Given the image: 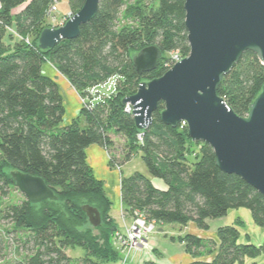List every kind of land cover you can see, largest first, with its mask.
I'll return each mask as SVG.
<instances>
[{
	"label": "trees",
	"instance_id": "obj_1",
	"mask_svg": "<svg viewBox=\"0 0 264 264\" xmlns=\"http://www.w3.org/2000/svg\"><path fill=\"white\" fill-rule=\"evenodd\" d=\"M0 1V197L16 187L12 170L42 177L58 196L57 200L36 204L26 198L2 209V220L26 232L25 244L32 243L35 248L28 258L11 264H70L67 249L77 246L85 250L81 264L119 263L121 255L113 238L120 228L112 216L113 202L104 181L88 163L86 152L92 144L110 152L111 134L126 139L124 160L140 150L148 172L166 183L160 188L141 172L122 176L125 212L141 213L161 224L195 222L208 228L210 219L245 207L264 227V196L240 176L221 170L213 148L193 141L187 126L165 124L161 118L163 102L143 130L123 103L143 80L158 78L169 70L173 51L180 50L184 57L190 53L185 0H135L128 5L127 0H101L96 15L81 26L77 38L64 39L48 50L39 48L38 39L53 25L46 17L51 0ZM85 1L69 0L71 12H78ZM124 9L125 23L121 24ZM150 45H157L163 57L154 70L141 75L132 52ZM47 62L79 93L113 76L118 77L117 90L91 108L81 107L78 115L65 123L59 86L43 71ZM263 86L264 65L254 52L247 51L224 77L218 93L238 115L247 116ZM112 163H117L113 157ZM85 204L100 210L99 227L87 226L91 223L82 208ZM237 223H243L240 217ZM217 237L218 243L191 233L178 238L195 257L217 245L214 259L197 258L190 264H237L246 256L264 254V242L259 246L240 243L236 225L219 227ZM143 264L160 263L147 260Z\"/></svg>",
	"mask_w": 264,
	"mask_h": 264
},
{
	"label": "water",
	"instance_id": "obj_2",
	"mask_svg": "<svg viewBox=\"0 0 264 264\" xmlns=\"http://www.w3.org/2000/svg\"><path fill=\"white\" fill-rule=\"evenodd\" d=\"M100 1L86 0L64 25L45 28L39 48L52 49L64 39L77 38ZM185 10L190 53L162 76L142 81L123 103L132 105L136 126L143 130L163 102L165 124L176 128L186 121L189 137L213 148L221 170L240 176L264 196V86L247 116L238 115L218 93L245 52H254L264 65V0H185ZM162 57V50L150 45L133 57V63L142 75L154 70ZM11 176L34 204L58 199L42 177L21 170H12ZM82 208L93 227L102 224L97 207Z\"/></svg>",
	"mask_w": 264,
	"mask_h": 264
},
{
	"label": "rangeland",
	"instance_id": "obj_3",
	"mask_svg": "<svg viewBox=\"0 0 264 264\" xmlns=\"http://www.w3.org/2000/svg\"><path fill=\"white\" fill-rule=\"evenodd\" d=\"M69 0H59L57 7L58 11L56 12V15L58 17V21L55 23H52L50 21V18L47 19L49 23L53 24L52 27H59L62 26L66 23V21L69 18H66V21L64 24H60L62 22V19L64 18L63 16L67 15L71 10L69 11ZM137 2V0H136ZM135 3V0H127V5ZM23 6L18 7L14 13H19L22 9ZM69 11V12H68ZM125 9L123 10L121 14V24L125 23ZM74 15V14H73ZM140 50L133 51L132 55L133 57L139 52ZM143 81H149V80H143ZM79 100L81 103V107H83V104L81 102V98L79 96ZM66 102H68V99L66 98ZM64 103L65 105V123L69 120H73L74 118L71 116V111L67 106V103ZM81 109V108H80ZM78 115V113H77ZM72 118H71V117ZM71 118V119H70ZM70 121V122H71ZM85 123L83 122L82 125ZM111 137L113 139V145L110 147V164H111V158L113 157L118 164H114L113 166L112 163V168L116 169L117 171L120 170V162L122 163V173L124 176H129L133 174L134 172H141L145 175H147L149 178L152 180L156 179L159 181H162V184L164 187L166 186L165 182L163 179L157 178L152 176L148 172V168L142 158V153L140 150H137L134 152L129 160H124L125 155L123 154V151L127 149L126 145V139H124L120 135L116 134H111ZM199 146L196 148L198 149ZM7 171H11V169H7ZM156 185V183H154ZM158 186V185H156ZM159 187V186H158ZM26 199V196L15 186H12L10 189V192L6 196L0 197V264H11L14 263L17 260L25 259L28 258L31 254L34 253L35 248H33V244H25L26 240V232L21 231L20 229L15 230L16 228L14 225L10 222L4 221L1 218V211L4 209L6 206L10 204H16L20 203L23 200ZM138 214L136 213L134 215L137 216ZM241 218L243 223L239 224L237 223V219ZM210 226L208 228H201L199 227L195 222H193V226H188V228L185 227V225H181L178 223H156V229L153 233L150 235L153 236L155 234L159 235L162 239H164V236L168 233L170 234L168 241H171V236H177L183 232V233H188L192 229H202L206 231L208 234L216 233L219 226L222 225H236L240 231V243L242 244H247V243H252L255 245H261L264 242V227L259 226L253 218L251 210L245 207L241 208H234L230 209L228 214L219 218H212L209 220ZM88 227L92 225L89 224L87 225ZM159 229H163V231H159ZM117 231V230H116ZM97 232V231H95ZM150 237V236H149ZM117 245L119 243L117 242L116 238H113ZM149 239V238H148ZM178 243V240H176ZM67 253L71 257L70 264H81L82 257L85 255V250L77 246L75 248L70 247L67 249ZM237 264H264V254H260L256 257H250L246 256L243 260V263L238 262Z\"/></svg>",
	"mask_w": 264,
	"mask_h": 264
},
{
	"label": "crops",
	"instance_id": "obj_4",
	"mask_svg": "<svg viewBox=\"0 0 264 264\" xmlns=\"http://www.w3.org/2000/svg\"><path fill=\"white\" fill-rule=\"evenodd\" d=\"M70 10L71 9L69 5V11ZM43 71L45 74L53 77L56 80L60 92L64 98V103L66 102V98L68 99V102L66 103L71 111V116L73 118L76 117L81 108L79 92L71 85L70 81L55 68L52 63H45L43 65ZM70 121L71 120L68 119L66 123H70ZM86 152L88 163L93 168L96 177L104 181L105 190L113 202L112 216L119 226V230L124 231L125 228L131 225L133 222L134 215L124 211L121 192V179L122 176H124L121 170L122 163H120V170L117 171L116 169L112 168V164H110V153H108L104 146L99 144L90 145L86 149ZM152 181L160 188L166 187H164V183L162 184V181L156 179H153ZM193 224V222H190L188 225H185V227L188 228L189 225L193 226ZM208 224L210 226L209 221ZM159 231L161 230L159 229ZM188 233L195 234L198 237L212 240L217 243L219 242L215 232L208 234L206 231L200 228H194ZM188 233L181 232L178 237L184 236ZM166 235L167 236H164V239L159 237L157 234L153 236L150 235L149 239L144 245L140 246L139 249L131 251L121 249V247L117 245L113 239L114 247L120 252L121 255V260L117 264H143L147 260H154L160 264H190L197 258L211 261L217 254V245H210L204 250L203 254H201L199 257H195L193 253L188 250L186 242L181 241L177 236H171V241H168L170 234L167 233ZM176 240H178V243Z\"/></svg>",
	"mask_w": 264,
	"mask_h": 264
},
{
	"label": "built area",
	"instance_id": "obj_5",
	"mask_svg": "<svg viewBox=\"0 0 264 264\" xmlns=\"http://www.w3.org/2000/svg\"><path fill=\"white\" fill-rule=\"evenodd\" d=\"M59 0H51L50 5L48 6L46 10V17L47 19L50 18V21L52 23H55L58 21V17L56 15V12L58 11V4ZM2 9V3L0 1V11ZM73 15L72 12H69L67 15L63 16L61 25L65 23L66 18H70ZM1 22V19H0ZM10 30L16 34L17 36L21 37L18 32L10 28ZM26 42H30L29 37L26 38ZM170 61L167 64L169 69L172 68L177 62L181 61L184 56L181 54L180 50H175L171 53ZM118 86V77L113 76L107 79L106 81L96 84L94 86H91L87 88L83 93H79V96L81 98V102L83 104V107L91 108L95 105V102L101 100L104 97H109L112 94H114L117 90ZM126 111L129 113H132L133 107L130 104H126ZM182 127H185L187 125L186 121H183L181 123ZM140 139L142 136L140 135ZM138 215L135 216L133 222L131 225L125 228L124 231L117 230L115 231L114 237L116 238L117 242L119 243V246L123 250L131 251L139 249L140 246L144 245L146 241L148 240L151 233H153L156 229V223L155 221L148 220L145 215L141 213H137Z\"/></svg>",
	"mask_w": 264,
	"mask_h": 264
}]
</instances>
